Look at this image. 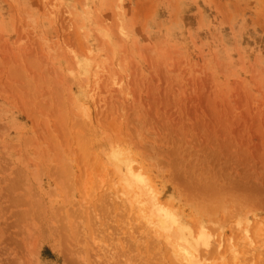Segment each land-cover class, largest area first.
<instances>
[{
  "label": "rangeland",
  "instance_id": "1",
  "mask_svg": "<svg viewBox=\"0 0 264 264\" xmlns=\"http://www.w3.org/2000/svg\"><path fill=\"white\" fill-rule=\"evenodd\" d=\"M127 166L201 264H264V0H0V264H177Z\"/></svg>",
  "mask_w": 264,
  "mask_h": 264
},
{
  "label": "bare ground",
  "instance_id": "2",
  "mask_svg": "<svg viewBox=\"0 0 264 264\" xmlns=\"http://www.w3.org/2000/svg\"><path fill=\"white\" fill-rule=\"evenodd\" d=\"M117 170L120 172L117 176L119 179L117 184L121 194L124 195L137 218L144 223L145 228L148 227L153 236L159 238L165 248L167 247L171 259L177 264H201L203 260L201 261L202 257L199 253L200 246L207 248L206 236L200 232L194 242L193 239H183L178 225L171 214L161 206L149 181L137 172H133L130 166L122 172L118 167ZM239 255L235 248L231 249L233 264H240Z\"/></svg>",
  "mask_w": 264,
  "mask_h": 264
}]
</instances>
